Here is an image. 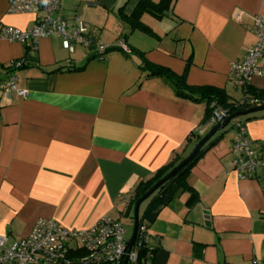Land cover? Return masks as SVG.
Returning <instances> with one entry per match:
<instances>
[{
  "label": "crops",
  "instance_id": "crops-1",
  "mask_svg": "<svg viewBox=\"0 0 264 264\" xmlns=\"http://www.w3.org/2000/svg\"><path fill=\"white\" fill-rule=\"evenodd\" d=\"M142 1H66L69 27L80 19L93 37L119 49L102 62L81 47L64 51L57 37L40 40L33 53L0 39V86L10 77L9 64L27 60L16 76L28 97L0 89V234L12 243L27 238L39 219L71 230L91 229L105 217L134 226L140 183L182 162L218 125L203 124L205 103L149 77L146 62L186 73L190 86L245 98L231 64L256 44L264 0H172L162 17L145 12L134 19ZM35 19L11 14L9 0H0V29H30ZM262 79L250 86L264 90ZM248 117L217 133L222 136L190 169L196 204L188 207L191 193L182 192L147 226L150 245L169 253L167 264L264 261V167L239 179L233 164L238 122L264 157V112Z\"/></svg>",
  "mask_w": 264,
  "mask_h": 264
},
{
  "label": "built area",
  "instance_id": "built-area-1",
  "mask_svg": "<svg viewBox=\"0 0 264 264\" xmlns=\"http://www.w3.org/2000/svg\"><path fill=\"white\" fill-rule=\"evenodd\" d=\"M66 1L9 0L11 14H31L36 19L34 26L26 30L2 27L0 39L22 44L33 53L40 40L57 37L64 51L74 53L75 47H81L90 51L94 59L104 61L111 48L93 37L80 19L76 20V26L69 27L63 15ZM255 35L256 44L249 49L245 59L231 64L230 76L243 89L254 78H264V20L261 18L255 20ZM118 47L130 53L124 42H120ZM25 64V61L13 62L8 68L18 71ZM16 73H12L0 89L25 99L28 92L17 88ZM250 104L255 102L252 100ZM227 117V112L217 109L212 121L220 124ZM236 133L232 146L234 170L239 179L251 178L259 168L264 167V157L252 148L244 122L237 123ZM147 228L145 225L138 230L142 240L140 246L152 249ZM126 234L127 230L120 221L107 217L87 230H71L53 220L39 219L25 239L12 243L0 234V264H124L126 259L128 264H138V250L134 246L128 252ZM254 264H264V261L257 260Z\"/></svg>",
  "mask_w": 264,
  "mask_h": 264
},
{
  "label": "trees",
  "instance_id": "trees-1",
  "mask_svg": "<svg viewBox=\"0 0 264 264\" xmlns=\"http://www.w3.org/2000/svg\"><path fill=\"white\" fill-rule=\"evenodd\" d=\"M172 0H161L159 3H153L149 0H143L136 9L133 18L139 19L145 12L150 13L158 18L162 17L167 11L170 10ZM118 48H111L115 50ZM109 50V51H110ZM119 50V49H118ZM26 64L19 68L20 70L27 67ZM18 69V70H19ZM144 69L148 72L151 78H162L167 80L173 87L177 96L192 101L193 103H205L206 114L203 124H207L212 120L214 113L217 109H222L227 112L228 116L248 111L251 108L264 105V90L247 86L244 89V99L241 101H235L233 98L227 95L225 91L211 88V87H193L188 85L186 73L183 75H177L169 69L152 65L148 62L144 64ZM7 72L11 75L15 70H11L7 67ZM254 101L255 104H250V101ZM251 119L247 117L246 120ZM245 123V122H244ZM236 128V125H235ZM225 132L222 131L221 134ZM220 135V136H222ZM220 136H215L209 141L205 147L197 154L192 162L187 164L180 172L161 189H159L149 200L144 204H147L146 209L140 217L139 229L143 226L152 225L158 218L161 211L166 208L173 200H175L182 192L191 193V197L187 201V206L192 207L197 202V196L187 184V178L189 176L190 169L194 164L203 156L207 150L216 144ZM199 143V141H198ZM181 160L177 159L174 163L159 170L149 181L142 182L136 190L135 205L163 178H165L175 167L180 164ZM127 215L132 217V212L128 211ZM140 232H138L135 250H138V264H167L169 259V253L162 247H146L141 245Z\"/></svg>",
  "mask_w": 264,
  "mask_h": 264
},
{
  "label": "water",
  "instance_id": "water-1",
  "mask_svg": "<svg viewBox=\"0 0 264 264\" xmlns=\"http://www.w3.org/2000/svg\"><path fill=\"white\" fill-rule=\"evenodd\" d=\"M264 112V105L258 106L248 111L237 113L231 116H228L227 119L223 122L218 124L210 133H208L200 143L195 147L193 152L184 159L177 167H175L165 178H163L159 183H157L135 206L134 212V226L131 238L128 243V252H131L136 244L138 230L140 225V209L141 206L149 200L159 189H161L165 184L169 183L179 172L182 168H184L187 164L192 162L197 154L205 147V145L213 139V137L223 131L227 126H229L233 121H236L241 118L248 117L250 115H254L257 113ZM124 264H128V259L125 260Z\"/></svg>",
  "mask_w": 264,
  "mask_h": 264
},
{
  "label": "rangeland",
  "instance_id": "rangeland-1",
  "mask_svg": "<svg viewBox=\"0 0 264 264\" xmlns=\"http://www.w3.org/2000/svg\"><path fill=\"white\" fill-rule=\"evenodd\" d=\"M262 87H264V79L262 80H259L258 82ZM247 118V117H246ZM246 118H241L239 120H243V119H246ZM235 121H233L230 126H232V124L234 123ZM125 225V229L127 230V238L130 239L131 238V235H132V232H133V222L130 221L129 224L127 222L124 223Z\"/></svg>",
  "mask_w": 264,
  "mask_h": 264
}]
</instances>
